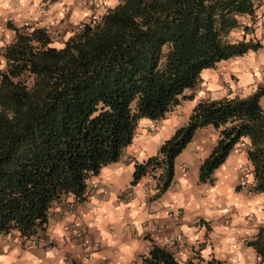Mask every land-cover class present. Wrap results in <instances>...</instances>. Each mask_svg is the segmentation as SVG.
<instances>
[{"label": "trees", "instance_id": "16d2710c", "mask_svg": "<svg viewBox=\"0 0 264 264\" xmlns=\"http://www.w3.org/2000/svg\"><path fill=\"white\" fill-rule=\"evenodd\" d=\"M259 5L118 0L64 34L9 21L13 36L0 49V233L44 230L54 202L86 199L87 179L120 158L142 117H165L192 98L187 91L201 85L206 68L261 47L247 37ZM263 95L264 81L246 94L202 96L155 154L135 162L131 183L150 174L166 189L175 156L196 129L213 126L217 138L199 164V181L212 182L213 170L247 137L251 187L264 191ZM249 243L264 255L260 235ZM143 261L181 264L156 243Z\"/></svg>", "mask_w": 264, "mask_h": 264}, {"label": "crops", "instance_id": "0c3cea01", "mask_svg": "<svg viewBox=\"0 0 264 264\" xmlns=\"http://www.w3.org/2000/svg\"><path fill=\"white\" fill-rule=\"evenodd\" d=\"M96 1L0 0V49L13 36L9 21L46 23L54 17L62 25L68 20L76 25L118 0H98L100 6ZM261 42L249 51L254 63L246 62L243 70L232 64L239 56L218 62L229 61L237 84L253 85L264 73V36ZM215 78L213 85L218 86H210L218 90L224 84ZM177 108L160 119L142 117L120 158L87 179L86 199L77 202L69 196L54 202L44 230L30 237L16 230L0 233V264H146L143 256L152 243L172 251L181 264H264V255L249 243L259 235L264 239V191L251 187L247 137L213 170L212 182L198 179L199 164L217 138L216 129L205 126L175 156L174 176L166 189L160 191L150 174L131 183L135 162L155 154L179 126Z\"/></svg>", "mask_w": 264, "mask_h": 264}, {"label": "rangeland", "instance_id": "374dc122", "mask_svg": "<svg viewBox=\"0 0 264 264\" xmlns=\"http://www.w3.org/2000/svg\"><path fill=\"white\" fill-rule=\"evenodd\" d=\"M104 1V0H103ZM106 2V0L104 1ZM258 2L260 3V6L257 8L256 10V16H255V22L253 23V32L252 33H248L247 37H257L262 41V38L264 36V0H258ZM99 1L97 0L96 2H94V4H98ZM101 3L98 4V6H100ZM259 9V10H258ZM102 11V10H101ZM48 21L46 23H37V22H30L32 24H42L48 27V29L53 33H63L66 32V29H70L73 30L76 28V26L79 24L74 25V22H70L69 20L66 22L65 25H62V23L64 22H58L57 18L51 17L50 19L46 18ZM29 23V22H28ZM24 24V23H22ZM66 34V33H65ZM60 35L58 34L56 36L55 39V43L58 44V40L60 39ZM255 60V56L252 54H249L245 57H238L237 59H234V62L232 63L236 68L243 70L244 68H246V62H248V64L254 63ZM4 63L3 57L0 55V66H2ZM231 64V65H232ZM229 61L226 62H220L217 63L212 71L210 70H205L203 72V81L201 83V85L198 88H195L193 90H188L187 93H192L193 96L192 98H189L187 100H183L181 101V103H178L177 105H175L173 108L178 107L177 109H174L175 112L179 113V116L181 118L179 125L185 123L188 114H186V110L189 107L190 103H192L191 108L189 109V114L194 106V104L196 103V101L198 99H200L202 96H211V97H216L218 95H221L225 92H238V93H243L246 94L248 92H251L252 89L254 88V86L256 84H258L261 81H264V73L261 75L260 79H257L255 81V84L253 85H244V84H237L236 82H234L235 78V74L232 73V70L229 71ZM250 69V68H248ZM243 74H245L246 76H243ZM242 76L243 77H247L249 79L250 74L249 73H244L243 72ZM255 74V73H254ZM205 75V76H204ZM215 76L220 79L222 81V83L224 85H222V87L220 89H212L217 87L218 83H214L215 85H213ZM208 78V79H207ZM210 81V83H209ZM241 81V79H240ZM217 82V81H216ZM257 82V83H256ZM212 87H211V86ZM187 98V97H186ZM198 140V139H197Z\"/></svg>", "mask_w": 264, "mask_h": 264}]
</instances>
